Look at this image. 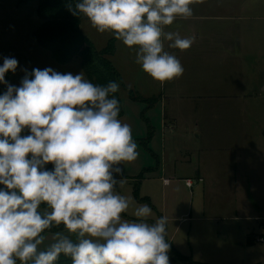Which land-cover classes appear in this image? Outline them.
Returning <instances> with one entry per match:
<instances>
[{
    "label": "clouds",
    "instance_id": "1",
    "mask_svg": "<svg viewBox=\"0 0 264 264\" xmlns=\"http://www.w3.org/2000/svg\"><path fill=\"white\" fill-rule=\"evenodd\" d=\"M195 2L78 0L68 10L135 51V63L163 85L184 72L165 41L183 51L195 40L165 27L192 17ZM17 66L5 57L0 83ZM118 91L117 82L48 67L26 71L0 95V264H56L61 254L72 264H169L167 217L149 222L151 207L117 191L122 162L139 155L131 126L118 118ZM130 207L136 219L125 220ZM60 225L75 240L58 231L42 249V233Z\"/></svg>",
    "mask_w": 264,
    "mask_h": 264
},
{
    "label": "rangeland",
    "instance_id": "2",
    "mask_svg": "<svg viewBox=\"0 0 264 264\" xmlns=\"http://www.w3.org/2000/svg\"><path fill=\"white\" fill-rule=\"evenodd\" d=\"M231 2L233 0L195 2L191 5L193 8L192 17L188 19L177 18L172 25L165 27V31H168L169 28L179 29L180 36L186 38L187 28L194 32L195 28H205L208 22L214 25V29H221L222 24L219 22L223 16L232 11L228 9L232 4ZM247 2L249 4L253 0H247ZM241 13H244L246 17L253 18V5L246 7ZM212 17L214 23L205 21V19ZM40 23L41 20L37 16V0H32L24 5H18L17 0H0V66L3 65L5 57H13L18 61L15 73L10 75L11 85L19 87L26 71L31 73L34 68L50 67L60 73L71 72L74 75L83 71L79 59L68 64H60L49 51L39 46L33 37V33ZM251 23L254 24L253 19L247 21V26L249 27ZM81 27L83 33L95 43L98 50L104 49L113 37L108 32H98L84 16ZM192 45L187 50L178 51L182 55L180 62L184 68L183 75L161 85L160 82L144 73L141 67L135 63V51L123 45L121 41H116V54L113 58V64L122 73L125 83L132 87L131 89L125 84L126 87L120 89L124 109V114L120 120L122 123L131 126L132 138L137 143L139 153L135 161L144 163L143 167H145L139 170L135 164L131 166L129 162H122L123 172L117 179L123 180V184L117 186V191L119 194L134 200V206L147 204L151 207L146 202L138 203L133 190L134 185L140 179L139 174L145 173L149 166L152 165L154 169H161L162 167L160 152L159 155H156L150 150V147H152L156 133L159 137L162 136L161 126L164 111L167 113L171 111L177 120L173 123L174 127L166 131L165 138L161 137V142L168 151L179 149L182 154H186L192 151L193 153L200 152L208 148L213 149L217 156H223L228 154L229 149L235 147H242L245 150L246 145L251 148L264 146V98H244L239 94V92L249 91L254 87L252 84L256 82V79L251 77V75L254 76L252 74L254 72L249 70L253 68V60L248 70L241 72L245 78L240 81L238 80L240 76L230 74L229 65L224 61V58L217 55L203 57L205 55L202 52H200V56L195 55V53L191 55L190 53L194 49ZM219 49H222V46ZM189 59L190 63L187 62ZM129 90H133L134 93L144 98L148 96L147 94H161L162 91H173L176 96L173 99L174 102L169 99L166 105L163 104L166 106L164 109L165 106L159 103V95L148 97L147 100L149 101L147 102L131 98ZM233 92L236 94L230 96L229 94ZM155 100L157 102L151 106L149 103ZM150 135L153 137H149ZM225 160L228 159L225 157ZM223 168L225 166L222 162H216L218 172H223ZM195 175L192 177L195 182L192 189L186 186L185 181L173 184L177 185L175 190L180 196L189 195L190 192L195 195L200 194L199 197L194 198V211L197 210L198 203L203 202L202 195L205 186L204 182L197 181V174ZM156 184L158 186V183L153 182L151 184L146 181L140 187V196L146 197L150 193H155ZM242 185L238 179V184L227 185L224 182L220 187L229 188L231 191V193H227L228 190H226L223 193V195H228L227 200L230 199L231 201L237 195L239 204L244 202L245 197L252 195L254 191L258 196L259 190L262 191L264 197V184L252 185L249 189ZM152 195V206L160 205L161 197L156 194ZM41 207V210L45 209V206ZM200 208L202 210V207ZM151 209L153 215L148 218L149 222H153L150 219L154 218L155 221L158 218L156 210H153L152 207ZM132 212L133 207H130L126 213L132 216ZM233 214L235 212L232 206V209L231 207L230 210L225 208V213L218 216L220 221L172 222L173 228H169L168 239H171L174 247L192 261H212L211 263L214 264H264V242H260L258 239L260 236L264 237V232H258L263 235L254 237L255 243L253 245L239 246L236 241L243 237L245 228H240L241 221L230 218ZM132 219L135 217L129 220ZM260 222L264 224V221ZM58 231L70 235V238L75 240V236L69 234L65 228L48 230L42 233L46 237L44 244L41 245L42 249L54 242L53 236ZM172 236L174 237L172 238ZM228 238L230 241L227 240ZM218 241L220 244H224L225 248L219 247ZM168 255L169 264H192L190 261L188 263L174 259L170 255V250Z\"/></svg>",
    "mask_w": 264,
    "mask_h": 264
},
{
    "label": "crops",
    "instance_id": "3",
    "mask_svg": "<svg viewBox=\"0 0 264 264\" xmlns=\"http://www.w3.org/2000/svg\"><path fill=\"white\" fill-rule=\"evenodd\" d=\"M231 3L232 4L228 9L232 11H230L226 16H223L221 21L219 20V23L222 24L221 29H214V25L209 22L206 24L205 28H195L194 32H191V29L187 28L185 37H195L194 45H192L194 49L190 54L193 55L192 53H195V55L200 56L199 54L202 52V54L205 55L203 57H213L214 55H217L224 58V61H226L229 65L230 74L240 76L238 79L240 81L245 78V76L243 77L241 75V72L243 70L247 71L251 61L253 60V68L249 70L254 72L252 73L254 76L251 75L252 79H256V82H253V84L251 81V84L254 85V87L249 89V91L246 90L244 92H239V94L244 98L256 97L262 99L264 98V0H253V2H250L249 4L247 0H233ZM252 5L254 7L253 18L249 16L246 17L244 13H241L246 7ZM251 19H253L254 24L251 23L248 27L247 21H251ZM205 21L213 22L214 19L213 17L211 19L207 18ZM168 31H177L180 34L179 29L169 28ZM169 43L171 42L165 41V50L170 54L175 55L180 61H182V55L178 52L179 49L169 48ZM221 46L222 49H219ZM115 54L110 56L112 62ZM190 59L187 61L188 63H190ZM120 74L124 81L122 73ZM128 86L131 87V85ZM235 94L236 92H233L229 95L232 96ZM147 95L148 96H146V98L151 97L152 95H159V103L161 105H166L169 99L174 102L173 99L176 96L173 91H162L161 94L154 93ZM165 108L166 106L164 109ZM120 118L122 117H119V119ZM176 121V117L171 113V111L169 113L164 111L161 126V137L163 139L165 138L166 131L173 128V123ZM156 134L153 138L154 142L151 145L152 147H150V150L156 155H159L160 152V157H162V167L161 169H154L151 165L145 173L143 172L139 174L138 177L140 178V181L138 180V183L134 185L133 192L135 191V187L138 185L140 193V187L146 181H149L151 184L153 182L158 183V186L156 184L154 187L156 190L155 193H150L148 196L150 201L153 198L152 194H156L158 197H161L160 205H155L156 207L151 205V207L153 210H156V216L158 218L161 216L167 217V237L169 228H173L172 222L201 220L220 221L221 219L218 216L225 213V208L230 210V207L232 209V206L235 214H233L230 218L235 221H241L242 225L240 228H245L243 231V237L240 238L239 241H236L239 246H250L247 241L249 235H252V240L256 236L258 237L259 235H263L258 233L259 231L264 232V224L260 222L264 221L263 192L258 189L260 197L254 191L252 192V195H247L245 197L244 202L239 204L237 195H235L234 199L231 201L230 199L227 200L228 195H223V193H225L226 190H228L227 193H231V191L229 188L227 189L225 187L224 189L220 187V185L222 183L224 184V182L227 185L238 184V179L243 184L242 186H245L248 189L252 185L255 186L256 184H264V146L251 148L246 145L245 150H243L242 147H235L228 150L227 153L230 154L229 156L228 154L217 156L213 149L208 148L201 150L200 152L193 153L192 151L182 154L179 149L175 151L166 150V147L161 142V137ZM149 137L152 138L153 136ZM225 157L228 160H225ZM218 161L222 162L225 166V168H223V172L221 173L216 170V162ZM129 163L131 166H134L135 164L139 170L145 168L143 167L144 163L141 164L137 161ZM191 173L193 175H189ZM195 174H197V181L204 182L205 186L203 187V202H199L197 210L194 211V198L199 197L200 194L198 193L195 195L190 192L189 195L185 194L180 196L175 190L177 185L173 184L180 182L183 183L185 181L186 186L192 189L193 187H189L187 185V181L192 180V177L196 176ZM135 199L138 203L141 202L136 198V196ZM200 207H202V210ZM226 213L228 214V212ZM124 214H126V216L121 214L123 219L129 220L130 218H134L133 215L131 216L127 213ZM150 220L153 221L152 223L155 222L154 218ZM173 237L174 236H172V238ZM227 240L230 241L229 238ZM169 241L173 244L171 239ZM218 245L219 247L225 248L224 244H220L219 241ZM211 262L212 261H207L204 263L214 264Z\"/></svg>",
    "mask_w": 264,
    "mask_h": 264
},
{
    "label": "trees",
    "instance_id": "4",
    "mask_svg": "<svg viewBox=\"0 0 264 264\" xmlns=\"http://www.w3.org/2000/svg\"><path fill=\"white\" fill-rule=\"evenodd\" d=\"M17 1L18 5H24L32 0ZM70 2L74 7L78 0H37V16L41 20V23L34 31L33 37L39 46L49 51L53 58L60 64H68L79 59L86 78L94 84L107 85L109 82H117L119 84V91L114 95L120 104L119 117H122L124 109L122 98L120 97V89L126 86L121 74L110 59V56L116 52L117 40L113 36L104 49L98 50L94 42L82 31L81 24L83 15L77 17L68 10V4ZM12 73L13 72L9 71L5 74L7 84L0 83V95L7 90V85L10 84V75ZM129 94L133 99L149 101L147 100L148 98L141 97L139 94L134 93L133 90H129ZM156 102L155 100L149 104L152 106ZM22 134L28 133L25 132ZM45 167L48 170L53 169L52 164H47ZM2 187L3 185H0V188ZM134 192L139 201L152 205L149 197L140 196L138 185L135 187ZM122 215L126 216L124 213H122ZM63 228L65 227L60 225L59 227H53L48 230ZM166 240H169L167 236ZM247 241L249 245L255 243L252 240V235L248 236ZM170 255L178 261H186L188 263L190 261L192 264H208L192 261L177 250L173 244H170ZM56 264H72V260L70 257L61 254Z\"/></svg>",
    "mask_w": 264,
    "mask_h": 264
},
{
    "label": "built area",
    "instance_id": "5",
    "mask_svg": "<svg viewBox=\"0 0 264 264\" xmlns=\"http://www.w3.org/2000/svg\"><path fill=\"white\" fill-rule=\"evenodd\" d=\"M187 185H188L189 187H193L194 182H193L192 180H188V181H187ZM258 239H259L260 242H264V237H263V236H260Z\"/></svg>",
    "mask_w": 264,
    "mask_h": 264
}]
</instances>
